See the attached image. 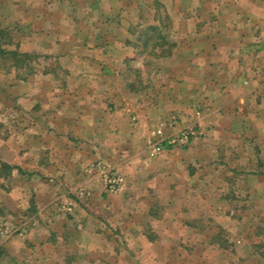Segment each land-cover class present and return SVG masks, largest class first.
I'll list each match as a JSON object with an SVG mask.
<instances>
[{"label":"rangeland","instance_id":"obj_1","mask_svg":"<svg viewBox=\"0 0 264 264\" xmlns=\"http://www.w3.org/2000/svg\"><path fill=\"white\" fill-rule=\"evenodd\" d=\"M44 1L47 3L36 8L38 13L49 8L75 12L77 1L78 31L89 35L98 31L105 37L98 44L109 53H99L98 58L95 54L84 56L82 63L114 69L115 73L104 72L95 80L114 82L115 90L110 89V97L117 103H130V113L134 115L145 114L139 117V126L140 139L145 135L144 129L151 128L146 146L157 128L161 129L162 137H176L190 128L194 133L189 138L188 150L183 151L184 143H178L170 152L156 157L165 168H158L150 178L146 168L126 182L121 173L123 185L119 191H107L103 199L97 188L101 202L82 198L86 203H82L83 215L68 223L57 216L58 212L56 217L18 216L11 209L13 202L8 201L3 206L5 212L0 214V264H247L248 256L261 251L264 245V201L259 199L262 192L252 187V181L242 180L229 169L234 165L237 124L215 114L208 119L204 115L205 104L193 93H201L205 83L199 79L196 91L189 89L198 83L187 81L188 73L181 72L182 67L190 66L184 56L187 44L182 32L172 27L177 9L167 11L165 4L172 2L179 6L180 13L188 19L196 15L195 11L189 15L188 3L176 4L175 0H133L131 8L116 14L107 5L110 2L122 5L121 1L101 0L100 6L107 8L97 17L90 15L87 0ZM27 2L0 0V21H3L0 23L9 35L5 38L11 41L9 47L17 48L19 37L30 32L26 23L33 11L28 12ZM205 11L203 8L200 16ZM89 18L98 19L99 26L92 27ZM152 21L161 24L165 42L159 40L162 43L159 46L151 48L149 43L144 47L137 37ZM125 37L128 41L122 40ZM108 40L115 41L106 47ZM94 44L85 43V52ZM35 60L30 64L34 65ZM9 65V60L0 56V98L4 100L14 93L27 92V86H17L27 82L28 73L24 69L13 70ZM197 71L190 72V76L198 79ZM130 83H134V89ZM105 92L108 96V91ZM188 111L195 116L189 122L163 117L171 112ZM148 112L150 118L146 119ZM5 114H11L10 107ZM107 160L114 161L109 157ZM102 161L99 163L106 165ZM151 207L157 215L151 214ZM80 229L87 230L82 238ZM147 232L154 233L155 239L150 240Z\"/></svg>","mask_w":264,"mask_h":264},{"label":"crops","instance_id":"obj_2","mask_svg":"<svg viewBox=\"0 0 264 264\" xmlns=\"http://www.w3.org/2000/svg\"><path fill=\"white\" fill-rule=\"evenodd\" d=\"M99 1H86L91 16L104 14L107 7L117 14L121 9L131 8L133 0H117L122 5L110 2L107 7L100 6ZM177 1L176 4L188 3L189 15L190 11L196 14L188 19L180 13L179 6L172 2L165 4L167 11L177 9L172 27L182 32L187 44L184 56L190 66L182 67L181 72L188 73L187 81L198 83L200 79L205 83L202 92L193 96L205 104L207 119L215 114L237 124L234 165L229 169L242 180L252 181V187L262 192L259 199L264 201V0ZM74 2L75 12L69 13L51 8L38 13L36 8L47 2H27L28 12L33 11L26 23L30 32L19 37L16 44L19 51L35 54L37 61L28 73L27 82L17 86H27V92L14 93L7 100L0 98V214L10 201L18 216L56 217L58 212L57 216L68 223L83 215L82 198L100 201L97 188L103 199L106 196L99 162L103 160L122 173L125 182L145 168L150 178L155 170L165 168L156 157L175 147L164 143L160 153L151 155L146 146L151 128L144 129L145 135L140 139L139 117L145 114L135 113L136 116L130 113V103H117L110 97V89L115 90L114 82L95 80L104 72L115 73L114 69L109 65L97 68L82 63L84 56L95 54L98 58L99 53L107 55L109 51L100 49L98 41L105 38L101 32L89 35L78 31L76 10L80 9ZM203 8L206 11L200 16ZM89 19L92 27L99 26L98 19ZM150 24L161 27L158 21ZM122 40L128 41L126 37ZM88 41L95 44L85 52L83 46ZM108 41L106 47L115 40ZM195 69L198 79L190 76ZM199 85L189 89L196 91ZM7 107L11 109L8 116ZM148 114L144 118L149 119ZM193 114L171 112L163 117L165 120L174 117L184 123L195 119ZM188 141L181 146L183 151L189 149ZM108 157L114 161L110 162ZM79 233L82 238L87 230L80 229ZM247 261L264 264V245Z\"/></svg>","mask_w":264,"mask_h":264},{"label":"trees","instance_id":"obj_3","mask_svg":"<svg viewBox=\"0 0 264 264\" xmlns=\"http://www.w3.org/2000/svg\"><path fill=\"white\" fill-rule=\"evenodd\" d=\"M162 27V26H161ZM158 25L155 24H149L147 25L144 30L141 32V34L138 35L137 39L141 40V43L144 47H147L149 43H151L152 45L151 48L156 47V45H161L162 43H160L159 40H163V42H165V35L162 31V28ZM145 35H143V34ZM150 33V35H148ZM142 35L144 37H142ZM8 33L6 32L5 29L0 28V56L3 57V59L9 60L10 62V67L14 68V69H24L26 71V73H29L32 65L30 64V61L32 59H35V54H32L30 52H26V51H19L16 47H9V45H11V41H7L5 38L8 37ZM152 39H154L153 41H151ZM151 52V51H150ZM134 86V83H130V87L132 89ZM4 167H6L8 170L11 169V166L9 165H3ZM154 207L150 208V212L153 215H157V213H155L156 211H153ZM1 213V211H0ZM147 236L150 240H154L155 239V235L152 232H147Z\"/></svg>","mask_w":264,"mask_h":264},{"label":"built area","instance_id":"obj_4","mask_svg":"<svg viewBox=\"0 0 264 264\" xmlns=\"http://www.w3.org/2000/svg\"><path fill=\"white\" fill-rule=\"evenodd\" d=\"M193 133V130L190 128L183 129L176 137H162L161 129L157 128L152 133L153 136L156 135V137L148 140V150L151 155H154L161 151V149L164 147V143H167L168 145L185 143L189 140ZM97 166L102 175L105 184V190L108 192L119 191L123 185V177L108 165L99 163Z\"/></svg>","mask_w":264,"mask_h":264}]
</instances>
